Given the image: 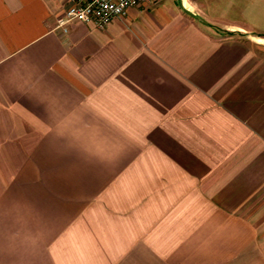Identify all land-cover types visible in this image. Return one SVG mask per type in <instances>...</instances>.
<instances>
[{"label": "crops", "instance_id": "0c3cea01", "mask_svg": "<svg viewBox=\"0 0 264 264\" xmlns=\"http://www.w3.org/2000/svg\"><path fill=\"white\" fill-rule=\"evenodd\" d=\"M64 5L0 0V211L69 201L63 264H264V0Z\"/></svg>", "mask_w": 264, "mask_h": 264}, {"label": "rangeland", "instance_id": "374dc122", "mask_svg": "<svg viewBox=\"0 0 264 264\" xmlns=\"http://www.w3.org/2000/svg\"><path fill=\"white\" fill-rule=\"evenodd\" d=\"M71 188L72 191L77 189L78 194L86 189L78 185H71ZM22 203L15 201L11 209L0 211V263L48 264L49 260L60 264L68 262L71 237L83 235L70 232L73 229L79 230L80 220L72 226L73 229L70 228L73 218L71 213L76 210L71 208L69 201L60 202L58 207H49L50 210L46 211L39 210L37 205H30L27 209L26 206L22 207ZM34 208L38 210H31ZM75 250V253H81V249Z\"/></svg>", "mask_w": 264, "mask_h": 264}, {"label": "built area", "instance_id": "2783aa9c", "mask_svg": "<svg viewBox=\"0 0 264 264\" xmlns=\"http://www.w3.org/2000/svg\"><path fill=\"white\" fill-rule=\"evenodd\" d=\"M157 0H65L64 9L56 18L55 28L68 32L72 22L90 23L97 29H105L111 21L123 18L128 9L137 5H149Z\"/></svg>", "mask_w": 264, "mask_h": 264}, {"label": "bare ground", "instance_id": "6f19581e", "mask_svg": "<svg viewBox=\"0 0 264 264\" xmlns=\"http://www.w3.org/2000/svg\"><path fill=\"white\" fill-rule=\"evenodd\" d=\"M190 8V7H189Z\"/></svg>", "mask_w": 264, "mask_h": 264}]
</instances>
